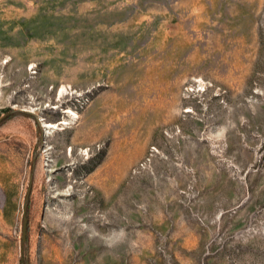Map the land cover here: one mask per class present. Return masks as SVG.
I'll return each instance as SVG.
<instances>
[{
  "label": "rangeland",
  "instance_id": "rangeland-1",
  "mask_svg": "<svg viewBox=\"0 0 264 264\" xmlns=\"http://www.w3.org/2000/svg\"><path fill=\"white\" fill-rule=\"evenodd\" d=\"M5 116L0 264H264V0H0Z\"/></svg>",
  "mask_w": 264,
  "mask_h": 264
},
{
  "label": "water",
  "instance_id": "water-1",
  "mask_svg": "<svg viewBox=\"0 0 264 264\" xmlns=\"http://www.w3.org/2000/svg\"><path fill=\"white\" fill-rule=\"evenodd\" d=\"M29 188H30V177L28 179V184H27L26 192L24 194V199L28 198ZM25 210H26V203L24 202L22 203V207H21V238H24L25 236V229H26Z\"/></svg>",
  "mask_w": 264,
  "mask_h": 264
},
{
  "label": "bare ground",
  "instance_id": "bare-ground-1",
  "mask_svg": "<svg viewBox=\"0 0 264 264\" xmlns=\"http://www.w3.org/2000/svg\"><path fill=\"white\" fill-rule=\"evenodd\" d=\"M65 114H68L70 117H73V118L76 117L75 114L72 113V112H65ZM65 124H68V123H67V121L64 120L58 125H55V124L54 125H52V124H43L42 127L43 128H58V129H60V125H65Z\"/></svg>",
  "mask_w": 264,
  "mask_h": 264
},
{
  "label": "trees",
  "instance_id": "trees-1",
  "mask_svg": "<svg viewBox=\"0 0 264 264\" xmlns=\"http://www.w3.org/2000/svg\"><path fill=\"white\" fill-rule=\"evenodd\" d=\"M6 118V116L5 117H3V118H1L0 119V123L4 120ZM27 201V199H25V202ZM24 239H25V236H24V238H22V240L24 241Z\"/></svg>",
  "mask_w": 264,
  "mask_h": 264
}]
</instances>
